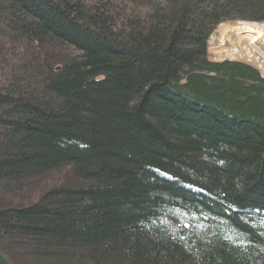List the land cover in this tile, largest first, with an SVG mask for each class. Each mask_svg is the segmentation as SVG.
I'll return each mask as SVG.
<instances>
[{
    "label": "trees",
    "instance_id": "obj_1",
    "mask_svg": "<svg viewBox=\"0 0 264 264\" xmlns=\"http://www.w3.org/2000/svg\"><path fill=\"white\" fill-rule=\"evenodd\" d=\"M264 0H0V264H264V75L213 58Z\"/></svg>",
    "mask_w": 264,
    "mask_h": 264
},
{
    "label": "built area",
    "instance_id": "obj_2",
    "mask_svg": "<svg viewBox=\"0 0 264 264\" xmlns=\"http://www.w3.org/2000/svg\"><path fill=\"white\" fill-rule=\"evenodd\" d=\"M236 26H245L247 28L253 27V28H264V22H249V21H238ZM239 28L235 30V32H238ZM262 36V35H261ZM261 37L258 38V40ZM250 48L247 49V44H245L242 48L241 46H233V47H227L225 42H222L220 44H211V48L213 47L217 48L218 51L223 50L225 52V55H223L221 58H217L218 54H214L216 59H239L243 60L253 66H256L262 73L264 72V39L262 45L257 44L256 41L250 43ZM238 57V58H237Z\"/></svg>",
    "mask_w": 264,
    "mask_h": 264
},
{
    "label": "rangeland",
    "instance_id": "obj_3",
    "mask_svg": "<svg viewBox=\"0 0 264 264\" xmlns=\"http://www.w3.org/2000/svg\"><path fill=\"white\" fill-rule=\"evenodd\" d=\"M238 28H239V31L235 32V30H237ZM227 31L228 33H232L234 36L233 38L234 44L232 43L233 46L238 45V46H241L240 48H242L245 44H247V49H251L249 46L250 43L255 42V41L257 44H260V45H262L263 43L264 28L259 29V28H253V27L247 28L245 26H235V27L229 28ZM259 37L261 38L258 40ZM227 41L230 42L229 39L227 40V37L224 36L222 39H220L218 44L225 42L227 47H233L231 46V43L228 44ZM223 50H226V49H223ZM223 50L218 51L217 48L213 47V49H211V52L213 54H218L217 58H221L223 55H225V52ZM263 75H264V72H263Z\"/></svg>",
    "mask_w": 264,
    "mask_h": 264
},
{
    "label": "crops",
    "instance_id": "obj_4",
    "mask_svg": "<svg viewBox=\"0 0 264 264\" xmlns=\"http://www.w3.org/2000/svg\"><path fill=\"white\" fill-rule=\"evenodd\" d=\"M229 28L227 26H222V27H219L212 35V40L215 42V43H218L220 41V39H222L224 36L227 37V40L229 39L230 42H228V44L231 43V46H233L234 44V36L232 33H228V30ZM233 43V44H232Z\"/></svg>",
    "mask_w": 264,
    "mask_h": 264
}]
</instances>
